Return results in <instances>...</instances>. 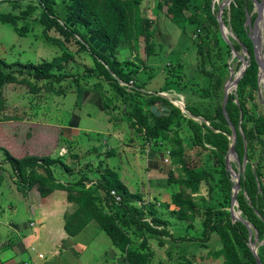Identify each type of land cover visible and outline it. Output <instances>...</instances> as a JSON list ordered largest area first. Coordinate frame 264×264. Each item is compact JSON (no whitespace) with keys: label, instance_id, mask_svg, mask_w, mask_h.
<instances>
[{"label":"rangeland","instance_id":"rangeland-1","mask_svg":"<svg viewBox=\"0 0 264 264\" xmlns=\"http://www.w3.org/2000/svg\"><path fill=\"white\" fill-rule=\"evenodd\" d=\"M0 1H2L0 4V11L6 12L12 9V14H18L20 11L26 9L27 6H36V11L29 19L18 21V27L23 26L31 30L27 32L26 36H18L11 26L0 24V60H4L7 64H38L41 61H50L53 57L61 54V51L58 50L56 46L48 43L46 38L42 35L44 28L39 23L37 17L41 9L34 0ZM226 1L227 0H187L186 10L177 20L175 18L171 19L170 15L167 14L166 5H159V0H144L140 10L142 16L148 18L153 23L154 55L151 56L150 59L146 58L144 52L145 43L142 37L139 38L137 51L129 48L131 45L127 44H123L119 51L116 50L114 57L119 62L128 60L126 62H131L132 66L135 67L133 69H136L137 72L135 77L128 83L118 81L121 88L125 91H123L122 94L98 74L99 71L95 65V56L90 53V50L80 51L79 54L75 56L74 61L62 71H52L54 77L48 81L50 82L48 86H52L55 90H62L64 92L63 95H56L51 91L45 90H41L37 94H31L24 84L15 83L6 84L2 89L1 98H3L4 101V109L0 110V136L3 134V138L5 135L6 138L10 136L12 143L10 145L6 142V144L12 148V146L15 145V141L20 142L23 138L27 139L25 138L26 135L32 133L31 136H27V140L34 144H45L44 148L41 149L46 148L47 150L48 148H52L55 143L57 144L56 146L58 148L55 149V154L49 156L53 158L56 156L59 158L61 157L59 153L60 147H63L64 145H66V147L69 146L68 142L63 141V139L59 137L60 133L58 129L59 126L65 124L63 112L65 113L67 107L70 104H73V96L80 97V95H82H77V93L82 90L91 89L100 85V95L106 98L102 103L107 104V110L109 109L110 114L116 119L128 116L131 113V107H135L137 104L138 107L141 106V108H144L142 109L144 113L148 114V110L151 111L153 106L149 107V101L147 100L152 97H160L161 101L162 98H165L173 107L178 108L179 114L174 113L172 122L169 125V130L166 132V139H156L146 142V138L143 134L139 133L136 135V138L138 139L135 140L132 138L125 141L127 147L133 148L136 144L139 146L137 151H134L135 154L133 156L136 157V162L139 165V173L136 176L145 182L146 176L152 174L157 175V172L154 171L146 172L147 169L144 165V161L147 160L148 156H155L157 159L153 160H159L164 167L170 168L176 179L183 178L184 174L180 170V166L172 164L169 153L171 150L170 140L177 137L183 140V144L186 146L185 161L187 167L194 169L195 171L208 170L215 178V183L212 185L214 191L210 192L208 186L202 181L200 182L197 191L192 193L190 190L184 189L178 184H168V176L157 177L159 181H162L157 187H150L149 184L147 185L146 181L145 187L142 189L141 186H143V182L141 184L139 181L137 182V189H141L139 195L142 197V200L141 202L131 203V205L139 208L142 205H147V203L149 205L150 202L154 203L151 204V206L155 208V215L157 218H160L165 222V227H155L159 231H167V235H157V239L162 241V246H159L158 242L154 240L155 238H151L149 233L144 232L146 239L149 241L147 242L148 250L147 248L143 250L145 252H148L149 250L152 251L148 264H222L221 258H213L212 254H210L211 252L219 250L221 247L219 238L214 232H211L209 234V239L205 241H200V239L195 238L201 237L203 229L202 221L205 212L208 209L214 210V213L212 214L213 220L222 218L223 215H221V213L223 211L228 212L230 216V201L228 202L217 186L219 171L212 155L201 149L198 144L193 141L189 142V139L192 138V132L189 129L187 122L193 120L198 125H201L203 120H201L202 118L200 117H192L187 109L194 110L197 113H212L215 108L214 101L202 96V91L207 89L208 84L207 76H204L197 68L196 44L199 41L200 36L206 33L209 40L211 38L214 39L209 41L212 46L211 64H209L207 70L213 72V85L216 81V76L224 80L223 84L218 87L217 91H215V89L213 91V93L216 92L217 100L220 97L218 103L221 101V110L225 85L228 81H231L234 77L238 76V71L242 67V64L234 57L233 52L226 43V41L229 43L237 42L234 27L230 24V10ZM63 2H67V0H57L53 7L60 15L59 18H62L61 6L63 5ZM223 4L224 8L221 13V19L222 21L225 19L226 24L223 23V27L220 29L219 27L216 28L209 24L208 13L210 12L209 14H213L215 17L220 6ZM249 15H251L250 24L244 22V25L242 26L250 41L252 42L254 38L256 42V50L253 51L252 49V57L254 58V55H256V57L258 56V52L264 54V40L262 38L263 31L254 30V33H252L257 18L255 6H252ZM196 27L201 29L199 37H195V34H197L195 30ZM44 32L52 38L58 39L59 36H61L53 29L44 30ZM78 39L79 38L76 36L75 38H70V41L66 44L67 48L74 51L78 47L76 42ZM237 54L247 60L249 64L250 56L247 52H243L239 49ZM15 66L12 68H4L0 64V69L3 68L4 71L17 69L15 71L17 75L18 71H21L26 76L31 74L30 72L28 73L26 69L20 66L19 68H15ZM257 70V87L252 91L253 100H250L254 102V104H247L254 116H264V86L262 88V86L260 87L259 85L258 77L260 73L258 68ZM29 80L31 81V77ZM43 84H46V82ZM228 95L233 97V103H236L241 99V95L237 91V85L229 90ZM81 97H83V95ZM108 99H110L111 102L107 101ZM161 101H158L160 106L157 104L154 107H158L163 114V111H166L169 108H165L164 105H161L163 104ZM128 104H130L131 107L128 106ZM74 106L75 105H73L70 112H74ZM90 109L96 111L94 106ZM159 114L160 113H158V115ZM99 115V118L101 116L102 118L104 117V114L99 113ZM91 117L92 119L97 120L94 116ZM114 118H112V121L115 120ZM83 120H86V116ZM120 121L124 124L125 128L128 129L126 132L129 135L131 129L129 123L125 119ZM113 126L115 127V123ZM95 127L100 133H106L104 128L99 126ZM247 127H249L248 129H251L250 124L247 125ZM131 131H133V129H131ZM108 133H111V131ZM97 137L100 139L101 135L100 137ZM105 138L108 147L114 148V143L109 144L112 141L111 136L108 135ZM125 138H127L126 135H124L121 140H124ZM104 141V139H100L99 141H95V143H98L99 147H102L104 143H106ZM255 144L256 158L250 165H252V167H259V171L262 172V178L264 181V136L258 137ZM11 148L10 153L17 154L13 148L11 152ZM150 153L154 155H150ZM62 155H66L64 157L65 160H63L64 163H68V161L70 162L72 160L84 161L81 162V164H77L75 168L70 167V171L73 172L74 170L77 172L78 177L82 174L85 175L86 173L91 174L92 171V177H87L88 181L85 182V186L92 187L96 184L101 171H97V167L92 170L87 164L91 162L95 163L97 166L100 161L103 162L101 155L96 156L95 154L94 158V156L84 154L80 157L77 156L76 159H72L70 155L64 153ZM226 155L227 154H225L224 158ZM133 157L129 156V160L131 158L133 159ZM1 160L2 158L0 157V161ZM109 161L110 158L105 160L106 164H104L107 165V167H110ZM227 161L230 163V167L235 173L238 170L240 177L244 176V172L249 165L246 157L245 160L240 162L239 160L236 161L235 157L229 154L227 156ZM64 166V164L59 166L56 165L55 167L57 170L55 173H64ZM65 175L69 176L70 174ZM73 180L75 179L68 182L66 181V183L72 182ZM230 180L233 186V181L235 180L231 176ZM15 182L18 186L19 184L16 177ZM179 191L183 192L184 197L190 198L195 204V214L192 227H188V221L178 220L171 212L172 210H176L175 206L170 204L171 195ZM241 193L243 194L239 188L237 194ZM95 197L96 200H98L99 206L104 210H111L107 207L108 202L106 203L102 201L104 197L100 190H98ZM13 200L16 199L13 198ZM165 203L168 205V208L163 209ZM0 206L2 209L5 208V202L3 199H0ZM237 207L238 205L235 202V215L241 217L240 211H238ZM25 213L15 215L14 212L5 211L2 215V221L5 222L7 219L9 221L23 219ZM27 218L31 219L32 217L27 216ZM146 220L149 221L150 219L146 218ZM249 230L253 241L252 244L255 247V252L257 254L258 249L264 246V239H255L256 232L251 230L250 226ZM5 233L8 234L10 244L16 243L17 238L15 234L12 231H8L7 228L1 229V239H4ZM131 236L132 235L130 234V237ZM133 239V245L137 246V248L140 247L142 238H140L139 241L136 237H133ZM188 239L192 240L190 241ZM183 242H187V244L184 245ZM240 256H242L241 253Z\"/></svg>","mask_w":264,"mask_h":264},{"label":"trees","instance_id":"trees-1","mask_svg":"<svg viewBox=\"0 0 264 264\" xmlns=\"http://www.w3.org/2000/svg\"><path fill=\"white\" fill-rule=\"evenodd\" d=\"M34 1L41 9L37 17L44 30L53 29L61 35L57 39L48 36L44 30L42 33L47 42L56 46L61 54L53 57L50 61H41L38 64H7L4 60H0V64L4 68H12L16 65L15 68L20 66L31 73L26 76L18 71L17 75L15 72L17 69L10 71L0 69V110L4 109V101L1 96L2 89L6 84H24L31 94L45 90L56 95H63L62 90H55L52 86H48L50 83L48 81L54 77L52 71H62L74 61L75 56L82 50H90V53L95 56L98 74L121 94L124 89L121 88L119 82L128 83L137 72L136 69H133L135 67L132 66L131 62H126L128 60L119 62L114 57L116 50L119 51L123 44H127L131 45L129 48L137 51L139 38L142 37L145 43L146 58L150 59L154 55L153 23L148 18L143 17L140 10L144 0H67L61 6L62 18H59L60 15L53 8L57 0ZM1 3L2 1H0ZM159 5H166L167 14L170 15L171 19L178 20L179 16L186 10L187 0H159ZM252 6L251 0H232L229 3V20L234 27L237 42H230V45H227L230 50L233 47L235 52L241 49L242 45L250 56V62L237 83V91L240 93L241 99L233 103V97L227 96L225 118L221 110V101L218 103L220 97L217 100L216 92L213 93L214 89L217 91L224 80L216 76V81L214 85L212 84L213 72L207 70L211 64L212 46L209 41L212 38L209 40L205 33L200 36L196 44L197 68L204 76H207L208 87L202 91V96L214 101L215 108L212 113H197L187 109L192 117L203 119L201 125L193 120L187 122L192 132V138L189 139V142L193 141L201 149L212 155L219 171L217 186L228 202L230 201L232 182L229 173L225 170L224 156L230 145V127H233L236 132L234 151L237 159L242 162L245 155L249 164L244 176L239 179V186L243 194L236 195L237 209L240 211L241 220L232 222L229 213L225 211L221 213L222 218L213 220L214 210L208 209L202 221L201 237L195 238L205 241L209 239V234L214 232L219 238L221 247L219 250L209 253L212 254L213 258H221L222 264H255L254 257L248 248V228L243 220L249 224L251 230L256 232L258 240L264 239L263 175L258 166L252 167L250 165L256 158L255 141L258 137L264 136V116H254L247 104H254L250 100H253L252 91L257 87V64L252 57V42L242 26L246 21V14L251 12ZM11 11L12 9L6 12L0 11V24L11 26L18 36H26L27 32L31 30L23 26L18 27L17 24L20 20L29 19L36 11V6H27L18 14H12ZM209 13V24L218 28L216 18ZM66 19L69 20L68 23H65ZM223 23L226 24L225 19H223ZM195 30L197 33L195 37H199L201 29L196 27ZM75 36L79 38L76 40L78 47L71 51L66 44L70 38H75ZM89 36L96 37L107 47L105 54H101L88 44ZM30 77L31 81L29 80ZM44 82L46 84H43ZM94 88L99 89L100 85ZM107 101L111 102L110 99ZM147 101H149V107H152L157 105L161 98L152 97L148 98ZM161 102L165 108H169L163 111V114L158 107L156 109L160 114L155 115L150 110H148V114L144 113L142 110L144 108L138 107V104L135 107L128 104L131 107V113L122 117L129 123L131 129L143 134L146 142L166 139V132L169 130L174 113L179 114L178 108L173 107L165 98H162ZM158 106L160 105L158 104ZM107 108V104L103 103L102 110L105 111ZM249 124L251 129L247 127ZM4 143H6L4 140H0V151L5 156L4 160L11 166L14 176L17 178L19 189L37 185V190L42 198L54 190H62L66 193V200L75 205V209L71 213L63 216V230L67 236H76L89 222L93 221L108 237L113 246L122 253L123 260L127 264H148L152 251H144L146 248L148 250L147 242L149 241L144 232L149 233L150 237L155 238L154 240L158 242V245L162 246V241L157 239V235H167V231H159L156 228L165 227V222L155 215V208L151 206L154 203L150 202V205L147 203V205H142L139 208L132 206L131 203L141 202L142 197L139 193H130L121 182L117 172L108 167H102V161L97 165V171H101V173L94 186H85L88 178L83 174L76 178V181L61 183L55 179L53 170L50 168L57 163L63 165L60 160L49 156H18L16 153H10V150L3 145ZM170 143L171 150L169 153L172 164L180 166L184 177L176 179L172 170L167 168L168 184H178L194 193L197 191L200 182L203 181L210 192L214 191L212 185L215 183V178L208 170L195 171L187 167L185 161L186 146L183 144V140L175 137L170 140ZM64 167L67 169V166ZM98 190L103 194L102 201L108 202L107 207L111 210H104L99 206L95 197ZM170 204L176 208V210L171 211L176 218L180 221H188V227H192L195 214L194 202L190 198L184 197L183 192L179 191L171 195ZM166 208L168 205L165 203L163 209ZM146 218L150 220L147 221ZM133 237H136L138 241L142 238L140 247L137 248L133 245ZM188 240L191 241L192 239ZM257 256L261 264H264V246L258 249Z\"/></svg>","mask_w":264,"mask_h":264},{"label":"crops","instance_id":"crops-1","mask_svg":"<svg viewBox=\"0 0 264 264\" xmlns=\"http://www.w3.org/2000/svg\"><path fill=\"white\" fill-rule=\"evenodd\" d=\"M100 93V90L95 88L78 92L77 95L82 94L83 97H81L82 95L80 97L73 96V104L67 107L65 113L63 112L65 124L59 126V137L68 142L69 146L60 147V158L58 156L50 158L60 160L67 166V169H64L62 174H56L57 169L55 166L60 164L52 165L51 169L55 179L61 183H64V181L66 183V181L78 178V173L74 170L71 172L70 167L75 168L77 164L84 162L72 160L64 163L63 160H65L66 155L63 156V153L70 155L72 159L84 154L95 158L96 154V156H102V167H107L105 160L110 158V167L108 168L117 172L121 182L130 193L141 191V189H137L138 181L140 184L143 182L142 189H144L146 181L150 187L159 186L162 181H159L157 177L166 176L167 168L159 160H153L157 159L155 156H148L147 160L144 161L146 172L154 171L157 172V175L146 176L145 173V182L136 176L139 173V165L136 162V157L133 156L134 151H137L139 146L136 144L133 148L127 147L125 141L132 138L138 139L136 135L139 133L130 129L128 135L126 132L128 129L120 121L123 120L122 117L116 119L110 114L109 109L102 110L104 97ZM73 105H75L74 112H70ZM93 106L96 111L90 109ZM99 113L104 114V117L99 118ZM85 116L86 120H83ZM91 116H94L97 120L92 119ZM112 118L115 120L112 121ZM114 123L115 127L113 126ZM95 126L104 128L106 133H100ZM109 131L111 133H108ZM3 135L0 136V140H4L11 145V137L6 138L5 135L3 138ZM31 135L32 133L27 134L25 138L28 139L27 136ZM108 135L112 138L109 144L114 143V148L107 145L105 137ZM124 135L127 138L121 140ZM97 136L105 140V147L104 145L99 147L98 143H95V141L100 140ZM27 139L23 138L20 142L15 141L12 148L17 152L16 155L52 156L56 152L55 149L58 148L55 143L52 148L41 149L44 148L45 144L30 143ZM3 145L10 150L11 147L8 144L4 143ZM150 155L154 154L150 153ZM129 156L133 159L129 160ZM0 157L2 158L0 161V199L5 202L4 209L0 206V232L1 229L7 228L17 238L16 243L10 244L7 233H5L4 239H1L0 235V264H127L123 260L122 253L113 246L108 237L93 221L89 222L76 236H67L63 230V216L71 213L75 206L66 200V193L62 190H54L48 196L42 198L35 185L30 188L19 189L11 166L4 160L5 156L1 151ZM87 166L92 170L97 167L95 163L91 162ZM91 174L86 173L85 175L92 177ZM13 198L16 200H13ZM5 211L14 212L15 215L23 214L25 211L26 213L23 219L14 221L7 219L3 222L2 215ZM27 216L32 218L28 219ZM183 243L184 245L187 244V242Z\"/></svg>","mask_w":264,"mask_h":264},{"label":"water","instance_id":"water-1","mask_svg":"<svg viewBox=\"0 0 264 264\" xmlns=\"http://www.w3.org/2000/svg\"><path fill=\"white\" fill-rule=\"evenodd\" d=\"M252 1V3H253V6H255V8H256V15L258 16L259 15V13L261 12V8H262V6H261V2L259 1V0H251ZM226 3L229 5V3H230V0H227L226 1ZM223 6H224V4L219 8V10L217 11V13H216V21H217V23H218V27L220 28V29H222V27H223V21H222V19H221V13H222V11H223ZM250 18H251V15H249V14H246V23L247 24H250ZM69 22V20L68 19H66L65 20V23H68ZM72 25L70 24V27H71ZM252 33H254V28L252 29ZM225 39V38H224ZM252 39V38H251ZM87 41H88V44H90L91 46H92V48H94L95 50H97L98 52H100L101 54H105L106 53V51H107V47L105 46V45H103L102 44V42L99 40V39H97L96 37H94V36H89L88 37V39H87ZM226 43L228 44V45H230V43L228 42V41H226ZM255 44H256V42H255V40H254V38H253V41H252V45H253V51H255L256 50V46H255ZM231 50H232V52H233V54H234V57L237 59V60H239V62L242 64L241 66V68H240V70L238 71V76L237 77H234L231 81H228V83H226V85H225V88H224V94H223V102H222V112H223V115H224V117L226 118V114H225V111H224V107H225V104H226V100H227V96H228V93H229V88H232V87H234V86H236L237 85V83H238V81H239V79L242 77V75H243V73H244V71H245V69H246V67L248 66V61L247 60H245V59H243V57H241V56H239L238 54H237V52H235L234 51V49H233V47H231ZM241 50L243 51V52H246L245 51V49H244V47L241 45ZM255 53V52H254ZM254 60H255V62H256V64H257V68L259 69V73L263 70V65L260 63V61H259V59L256 57V55H254ZM257 73H258V70H257ZM228 86H229V88H228ZM264 86V85H263ZM263 91H264V88H263ZM161 105H163V104H161ZM151 112H154L155 113V115H158V111L156 110V107H152L151 108ZM201 120H203V119H201ZM230 129H231V134H230V136H229V138H230V140H231V144H230V146H229V149H228V151H227V155H226V157L224 158V161H225V170L229 173V175L231 176V177H233L234 178V180L235 181H233V186H232V191H231V198H230V219L232 220V222H234V221H236V220H241V218L240 217H238V216H236L235 215V212H234V205H235V202H236V194H237V192H238V190H239V188H240V186H239V179H240V174H239V172H238V170H237V172L235 173L232 169H231V165H230V163L227 161V156L230 154V155H232L233 157H235V159H236V161H238V159H237V157H236V155H235V152H234V146H235V139H236V132H235V130L233 129V127H230ZM243 160H245V155L243 156ZM243 223L247 226V228H248V247H249V249H250V251H251V253H252V255H253V257H254V261H255V264H261V262H260V260H259V258H258V256H257V254H256V252H255V247L253 246V244H252V240H251V236H250V230H249V225H248V223L246 222V221H244L243 220ZM250 236V237H249ZM255 239H257V235H255Z\"/></svg>","mask_w":264,"mask_h":264},{"label":"bare ground","instance_id":"bare-ground-1","mask_svg":"<svg viewBox=\"0 0 264 264\" xmlns=\"http://www.w3.org/2000/svg\"><path fill=\"white\" fill-rule=\"evenodd\" d=\"M260 2H261L262 8H261V12L259 13V15L256 18L255 25H254V30L263 31L262 38L264 40V0H260ZM223 8H224V6H223ZM257 57H259L258 59H259L260 63L263 65V70L260 72L259 77H258L259 85H260V87L262 86V88H263V85H264V54H260L258 52V56Z\"/></svg>","mask_w":264,"mask_h":264},{"label":"clouds","instance_id":"clouds-1","mask_svg":"<svg viewBox=\"0 0 264 264\" xmlns=\"http://www.w3.org/2000/svg\"><path fill=\"white\" fill-rule=\"evenodd\" d=\"M230 2H231V0H230Z\"/></svg>","mask_w":264,"mask_h":264}]
</instances>
